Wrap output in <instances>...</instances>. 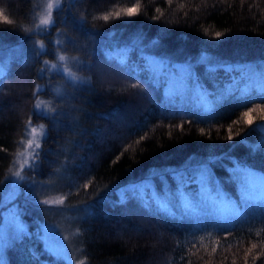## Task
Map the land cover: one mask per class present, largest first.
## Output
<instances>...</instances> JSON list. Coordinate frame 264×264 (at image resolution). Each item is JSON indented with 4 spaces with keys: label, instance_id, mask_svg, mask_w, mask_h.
<instances>
[{
    "label": "trees",
    "instance_id": "1",
    "mask_svg": "<svg viewBox=\"0 0 264 264\" xmlns=\"http://www.w3.org/2000/svg\"><path fill=\"white\" fill-rule=\"evenodd\" d=\"M134 4L139 12L132 18L103 19ZM37 8L35 0H0V199L27 121L46 128L32 163L27 225L6 246L4 264H63L38 230L58 225L62 212L78 218L80 264H264V208L197 222L141 206L167 197L180 214L185 201L215 197L214 189L239 205L235 169L264 175V98L253 93L246 104L229 98L205 110L187 98L170 105L168 84H148L151 61L167 59L191 63L199 77V87L189 84L193 96L208 93L211 101L233 80L239 85L248 69L264 64V0H63L44 33H33ZM136 37L144 47L128 55L141 65L139 80L114 59ZM37 39L46 45L40 55ZM53 52L65 54V65L89 82L73 87L62 72L47 68ZM37 96L51 103L47 117L34 109ZM250 109L252 125L242 115ZM57 110L64 114L53 120ZM185 172L195 182L181 184ZM124 192L135 198L122 203ZM54 195L64 203L41 200Z\"/></svg>",
    "mask_w": 264,
    "mask_h": 264
},
{
    "label": "snow or ice",
    "instance_id": "2",
    "mask_svg": "<svg viewBox=\"0 0 264 264\" xmlns=\"http://www.w3.org/2000/svg\"><path fill=\"white\" fill-rule=\"evenodd\" d=\"M65 3L72 4L75 3L76 0H64ZM59 8V4L57 5ZM53 8V4L49 3L47 5L48 13L46 18H42L40 23L41 25H47L49 20L51 19V9ZM139 12V5L134 4L131 7L122 8L114 13H110L108 15H104L103 19L108 21L110 17L114 18H121L128 17L132 18L136 16ZM6 22L7 18H4ZM155 19V17H153ZM217 37L221 35V33L217 32L215 34ZM70 39V38H69ZM74 43V41H73ZM158 42L153 41L152 44L155 46ZM144 47L142 44V38L136 37L133 41L126 45L119 53L118 56L115 57L118 66L121 70H126L130 75L134 76L136 79H140L139 76L135 74L141 70V65L135 64L130 62L129 59V52H135L140 50ZM37 55L43 54L42 50H37ZM67 58L63 55L58 57V60L63 62ZM73 61H77L76 57H71ZM211 63V61H208ZM91 69L92 65L87 64L83 65ZM57 73L62 72L65 78L68 80L69 83L73 85V87H78L82 84L88 83L89 81L85 80L84 78L76 77L74 73L70 71L68 67L60 68L58 66H54ZM192 65L190 62L187 63V66H177L176 64L172 63L167 59L161 60H152L150 64V76L148 78V84L150 86H155L157 82L168 84L169 89L168 92L171 93L170 96V105H174L176 98H187L190 100H195V102L203 107L205 110L211 109L214 106H219L223 101L231 98L233 100L239 101L241 104H246L252 98L253 93H255L256 97L264 98V64L258 66V70L250 68L248 69V75L246 78L242 79V82L239 85L235 84L233 80L230 85L226 88L218 90L216 93L211 94L213 95V99L209 101L208 93H200L196 91L195 95H192V89L189 87L190 83H195L198 85L199 77L196 76L195 78L192 75ZM44 69L40 70V76L43 77ZM103 72V69H100ZM0 75H3V68L0 67ZM143 83L144 81H140ZM243 85V86H241ZM138 85H133V87H137ZM42 89L41 85H36V90L39 92ZM56 92L60 94V89H56ZM207 101V102H205ZM34 108L37 110V114L40 116L47 117L49 115L46 111H40L41 105L35 104ZM253 110H249L248 112H244L242 115L244 117H249L245 122L248 125L253 124V119L250 116V113ZM264 111V109H262ZM64 113L54 111L52 114V119L55 120L56 115H63ZM264 119V117H261ZM75 119V118H74ZM32 132L35 133L36 129L33 128ZM231 139V136L229 137ZM33 143L32 140L28 141V144L31 145ZM39 148V145L36 146ZM27 163V161H25ZM196 171L201 173L200 180L201 184H204V176L203 173L206 172L202 166L198 168ZM236 179L240 183V203L239 205L235 202L228 200L218 189H214L216 191V196H202L200 199L193 201H185L183 204V213L178 214L175 210L170 209L171 200L165 197L163 200L157 201L155 199L149 198L146 202L141 201V206L146 207L148 210L152 209L153 205L157 206V210L159 208H163L166 212L173 216H179L180 219H194L197 222H201L207 218H224L226 221L230 220L234 217H239L244 214V212L253 209V208H264V175H257L255 172L248 170L247 168L237 167L233 174ZM17 180L13 181L14 184L18 183L19 180L27 179V177L20 176V173H16ZM180 182L181 184L187 185L195 182L197 177L195 175L188 174L187 172L180 174ZM34 186V185H29ZM85 188L87 185L84 186ZM205 192L207 191L206 188L203 189ZM138 191V190H137ZM135 194L131 192H124L121 194V202L124 203L130 199H134ZM44 204L47 205H62L64 203V197L61 196L58 200H44ZM23 230L19 227L16 229H10L8 227L0 226V243L7 244L9 240H19ZM256 245H253L255 247ZM67 245H61L55 251L59 258L65 259L67 258ZM215 251V249H213ZM0 264H4L3 261V253L0 252ZM77 264H80L77 261Z\"/></svg>",
    "mask_w": 264,
    "mask_h": 264
},
{
    "label": "rangeland",
    "instance_id": "3",
    "mask_svg": "<svg viewBox=\"0 0 264 264\" xmlns=\"http://www.w3.org/2000/svg\"><path fill=\"white\" fill-rule=\"evenodd\" d=\"M5 1V0H4ZM12 1V0H11ZM36 5L38 6L36 13L33 15V25L29 27L30 32H38L44 33L45 29L49 27V25L53 22L55 17V10L59 9L63 0H35ZM49 3L53 4V8L51 9V19L47 25H41L40 21L42 18L47 17L48 9L47 5ZM59 4V8L57 5ZM37 43L39 45V49L44 51L46 50V45L41 41V39H37ZM60 55L66 56L65 54L59 52L52 53V60L46 61L45 66L49 69H55L54 66H58L60 68L68 67L65 65L66 60L61 62L58 60ZM70 60V59H68ZM2 64V58L0 55V66ZM72 73L75 74L76 77L79 78V74L73 72V69L68 67ZM101 66L98 67V74L101 75L100 71ZM40 104V111L50 112L52 106L49 100L37 96L35 98L34 104ZM35 109V108H34ZM37 112V110L35 109ZM35 128L36 132L33 133L32 129ZM46 133V128L44 124L39 120H28L26 123V127L24 129L23 136L21 138L20 148L17 151L14 160L10 166V169L6 175V178L3 182L1 199H0V226L8 227L10 229L25 228L26 221L24 219L23 213L25 208V200L30 199L29 185L33 183L35 180L32 176V163L36 159V155L40 148L41 140ZM32 140L33 143L31 145L28 144V141ZM39 145V148L36 146ZM27 161V163H25ZM16 173H20V176L27 177V179L19 180L18 183L14 184L13 181L17 180ZM54 182L47 184V186L52 187ZM61 196H45L41 200H58ZM42 201V202H43ZM56 205V204H53ZM224 219V218H222ZM78 218L74 214H70L68 212L61 213L58 219V225L52 224H40L39 225V234L42 240L43 246L53 254L54 258L57 260H61L63 264H77L78 254H79V243L75 238L76 228L75 223ZM9 240L7 244L0 243V252L3 253V261L4 251L6 246L11 242ZM61 245H67V258L61 259L56 254V249ZM52 264V263H51ZM57 264V263H55Z\"/></svg>",
    "mask_w": 264,
    "mask_h": 264
}]
</instances>
